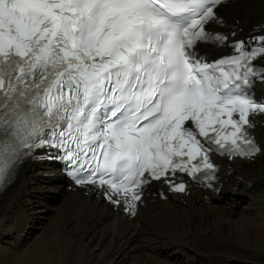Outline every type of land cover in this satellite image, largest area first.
Here are the masks:
<instances>
[{
	"label": "snow or ice",
	"instance_id": "6c2138e0",
	"mask_svg": "<svg viewBox=\"0 0 264 264\" xmlns=\"http://www.w3.org/2000/svg\"><path fill=\"white\" fill-rule=\"evenodd\" d=\"M222 4L0 0V185L45 149L132 214L154 181L186 191L178 173L219 193L210 154L260 153L249 130L264 115V29L210 30Z\"/></svg>",
	"mask_w": 264,
	"mask_h": 264
},
{
	"label": "bare ground",
	"instance_id": "6f19581e",
	"mask_svg": "<svg viewBox=\"0 0 264 264\" xmlns=\"http://www.w3.org/2000/svg\"><path fill=\"white\" fill-rule=\"evenodd\" d=\"M217 15L223 23L212 31L260 34L264 0H229ZM205 50L211 58L232 51ZM255 88L264 96V84ZM253 120L261 152L217 158L219 193L178 176L186 191L154 182L134 214L110 203L104 189L72 185L53 160L26 161L0 193V264H264V115ZM43 191L62 198L52 207ZM40 206L47 220L25 237Z\"/></svg>",
	"mask_w": 264,
	"mask_h": 264
},
{
	"label": "rangeland",
	"instance_id": "374dc122",
	"mask_svg": "<svg viewBox=\"0 0 264 264\" xmlns=\"http://www.w3.org/2000/svg\"><path fill=\"white\" fill-rule=\"evenodd\" d=\"M44 193L43 194H46L45 196V200L50 204V206H56L59 201L61 200V194L59 192H56V191H50V192H47V191H43ZM46 192V193H45ZM58 194V195H57ZM53 201V202H52ZM52 203V204H51ZM40 209H42V211L39 212V216L37 218H34V222L33 224L31 225V227L28 228V230L26 231V236L32 234L33 232L36 231L37 227L41 224H43L47 219L50 211H46L43 209L42 206L39 207ZM47 216V217H46ZM37 219V220H36ZM33 228V229H32ZM35 229V230H34ZM34 230V231H33Z\"/></svg>",
	"mask_w": 264,
	"mask_h": 264
}]
</instances>
